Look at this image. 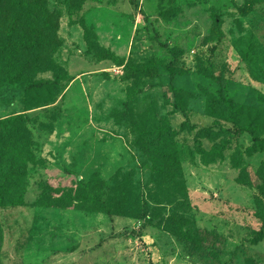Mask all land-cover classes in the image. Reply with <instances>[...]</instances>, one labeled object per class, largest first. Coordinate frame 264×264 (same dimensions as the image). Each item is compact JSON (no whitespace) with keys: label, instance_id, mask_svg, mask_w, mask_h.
Returning <instances> with one entry per match:
<instances>
[{"label":"rangeland","instance_id":"1","mask_svg":"<svg viewBox=\"0 0 264 264\" xmlns=\"http://www.w3.org/2000/svg\"><path fill=\"white\" fill-rule=\"evenodd\" d=\"M45 4L53 47L18 60L36 85L0 60V119L27 127L0 128L27 159L4 188L24 201L0 208V264H264V0ZM168 126L181 170L157 172L139 134Z\"/></svg>","mask_w":264,"mask_h":264},{"label":"trees","instance_id":"2","mask_svg":"<svg viewBox=\"0 0 264 264\" xmlns=\"http://www.w3.org/2000/svg\"><path fill=\"white\" fill-rule=\"evenodd\" d=\"M8 2L11 4L12 8H15L16 13L13 14L11 25L8 28V33L5 38L4 43L0 46V60L6 59L7 62L6 75L8 81H14L16 79L23 81L28 87L36 85V82H32L31 78H27L28 70L20 67L18 60L22 57L24 59L31 58V63L40 64L42 61V50L44 47L51 48L55 42L56 30L55 23L56 17L52 11L45 4V0H0V10H3V3ZM10 17L9 12L6 14ZM23 27L25 30L21 34H16L17 30ZM29 51V54L21 56L23 53ZM17 57V58H16ZM50 62L52 60L49 57ZM69 77L65 72H59L56 79L50 82L54 86L58 85L60 80ZM41 84V82L39 83ZM44 86H47L45 83ZM14 123L19 126L17 131H21L26 127V116L22 114L11 115L6 118L0 119V128L6 124ZM188 120L185 121L186 125ZM194 127V126H191ZM177 132L172 126L160 127L156 129H149L140 132L139 139L145 140L143 146L147 151L153 155V160L155 161L156 168L159 170H169L173 169L180 171V161L178 157V152L175 150V136ZM255 139L261 140V137H255ZM21 150L17 148H7L0 138V162H5L7 160L11 161L9 167L2 171V181L0 184V208L5 204L11 206H17L22 204L24 201V194L20 193L14 199L11 195H4V188L10 191L12 188L9 185L10 181L12 187L18 186V183H14V180L22 178L24 176L23 169L27 164V159H24ZM81 185L87 186L86 195L92 196V191L89 190L88 182L83 180L80 181ZM7 193V192H6ZM148 207L149 204H147ZM147 207V209H148ZM103 209L111 212L112 206H109L107 202L104 203ZM147 210H145L146 215ZM1 231V229H0ZM2 237L0 235V241Z\"/></svg>","mask_w":264,"mask_h":264}]
</instances>
